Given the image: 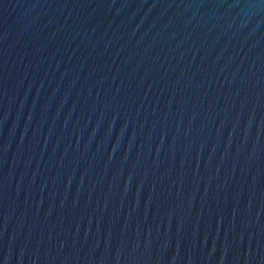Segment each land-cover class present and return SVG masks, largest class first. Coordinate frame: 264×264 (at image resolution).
<instances>
[{"label": "water", "instance_id": "95a60500", "mask_svg": "<svg viewBox=\"0 0 264 264\" xmlns=\"http://www.w3.org/2000/svg\"><path fill=\"white\" fill-rule=\"evenodd\" d=\"M0 264H264V0H0Z\"/></svg>", "mask_w": 264, "mask_h": 264}]
</instances>
